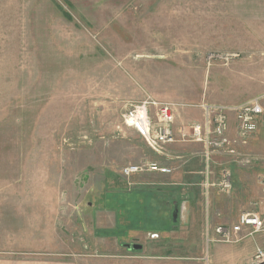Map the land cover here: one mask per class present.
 Wrapping results in <instances>:
<instances>
[{"label": "rangeland", "instance_id": "obj_1", "mask_svg": "<svg viewBox=\"0 0 264 264\" xmlns=\"http://www.w3.org/2000/svg\"><path fill=\"white\" fill-rule=\"evenodd\" d=\"M254 99L264 108V0H0V264L79 255L82 264H246L249 231L217 251L226 243L204 234L207 257L187 240L166 261L132 257L124 245L140 239L104 249L75 240L82 210L97 206L93 188L146 160L121 121L130 103L194 112ZM235 146L219 163L231 190L215 188L230 224L264 215V125Z\"/></svg>", "mask_w": 264, "mask_h": 264}, {"label": "crops", "instance_id": "obj_2", "mask_svg": "<svg viewBox=\"0 0 264 264\" xmlns=\"http://www.w3.org/2000/svg\"><path fill=\"white\" fill-rule=\"evenodd\" d=\"M202 103L204 102L194 106L197 110L194 112L189 106H183L179 109L180 112L176 109L175 127L186 122H201ZM233 123L231 117V134ZM146 150L145 162L157 163L169 168L171 172L168 174L146 172L132 175L128 179L122 178L119 174L122 180L114 176L112 181L105 176L102 184L92 190L96 191L97 206L92 202L87 203V207H90L85 211L82 210L83 214L78 218L79 237L76 238L75 243L79 246L83 241V247H86L88 240H95L96 246L103 249L114 248L120 247L124 238L131 237L142 240L139 244L124 245L126 248L133 245L140 246L138 249H128L135 251L132 257L166 261L177 259L173 255V247H182L183 242L190 240L193 242V247H204L207 257V247L211 243H206L204 234L208 240V235H212L215 226L230 225L227 222L229 216L227 204L225 201L217 204L216 200L221 199L216 189L205 186L207 181L211 183L219 179L221 170L219 163H227V154L212 155L208 161H205L203 147L199 143L167 145L158 153L147 147ZM105 180L108 183H105ZM106 185L112 189L110 194L103 190ZM108 213H111V216ZM245 232L247 229L243 233ZM253 236L250 239L252 241L249 242L251 250L246 258V264L250 263L255 249L264 246V236L262 243L253 239ZM242 240L238 243L240 244ZM213 246L215 251L227 250V244H213ZM49 258H40L28 263L82 264L88 257L79 255L70 257L71 259L60 256Z\"/></svg>", "mask_w": 264, "mask_h": 264}, {"label": "built area", "instance_id": "obj_3", "mask_svg": "<svg viewBox=\"0 0 264 264\" xmlns=\"http://www.w3.org/2000/svg\"><path fill=\"white\" fill-rule=\"evenodd\" d=\"M261 99H254L244 104L227 107L201 104L203 120L187 122L175 127L174 108L167 103H157L153 100L130 103L121 114V121L131 128L146 147L155 153L161 152L167 145L199 143L203 147V156L208 161L212 155H236V144H246L260 125H264V108ZM231 113L234 120V139L230 136V122L227 114ZM240 162L251 163L252 159L241 157ZM209 174V170H206ZM120 174L128 179L132 175L146 172L168 174L169 168L157 163L144 162L127 164L122 167ZM206 188H217L227 193L231 190V178L228 170L222 169L216 182L206 183ZM259 186L264 192V173L259 177ZM247 229L249 236L262 234L264 236V215L253 213L239 214L235 224L217 225L213 228L212 236L221 243L239 241L241 233ZM249 264H264V246L257 247Z\"/></svg>", "mask_w": 264, "mask_h": 264}, {"label": "water", "instance_id": "obj_4", "mask_svg": "<svg viewBox=\"0 0 264 264\" xmlns=\"http://www.w3.org/2000/svg\"><path fill=\"white\" fill-rule=\"evenodd\" d=\"M131 248H133V249H138V248H140V246H138V245H133V246H128V247H127V249H131Z\"/></svg>", "mask_w": 264, "mask_h": 264}]
</instances>
